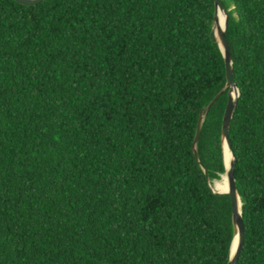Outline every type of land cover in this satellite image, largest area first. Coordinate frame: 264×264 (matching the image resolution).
Instances as JSON below:
<instances>
[{"label":"trees","instance_id":"16d2710c","mask_svg":"<svg viewBox=\"0 0 264 264\" xmlns=\"http://www.w3.org/2000/svg\"><path fill=\"white\" fill-rule=\"evenodd\" d=\"M221 1L236 264H264V0ZM214 14L213 0H0V264L228 263Z\"/></svg>","mask_w":264,"mask_h":264},{"label":"water","instance_id":"95a60500","mask_svg":"<svg viewBox=\"0 0 264 264\" xmlns=\"http://www.w3.org/2000/svg\"><path fill=\"white\" fill-rule=\"evenodd\" d=\"M18 3L25 4V5H35L41 2L42 0H15ZM215 5V14H214V30L216 26L215 36L218 40L219 47L223 53L224 62H225V72H226V80L229 85V94H228V100L226 104V108L224 111L223 119H222V128H221V134H222V141H223V155H224V144H226L227 148L230 151L231 159L228 163V165L225 164V174L227 175L228 179V190L225 192H219L214 190L217 193H227L230 196L231 199V205H232V222H233V237L231 241L230 246V258L227 264H236L239 254L241 252V249L244 244V238H245V226L242 218V212H241V200L238 193L236 180H235V172H234V161L235 157L233 154V150L230 144L229 139V125L230 121L236 106V102L239 96V88L237 84L235 83L233 79V66H232V57H231V51L229 47V43L226 39V30L228 27V21H229V13L225 9L224 4L221 0H213ZM220 12H223L225 14V20H224V27L217 26L216 22L218 20V14ZM222 93L220 91L210 102L209 104L202 109L197 125H196V131L195 136L193 139V149L196 157H198V153L196 151L195 145L198 140L202 122L204 120L205 113L209 110V108L214 104L216 99L219 97V95ZM205 174L207 175V170L204 169ZM240 203V207H239Z\"/></svg>","mask_w":264,"mask_h":264},{"label":"bare ground","instance_id":"6f19581e","mask_svg":"<svg viewBox=\"0 0 264 264\" xmlns=\"http://www.w3.org/2000/svg\"><path fill=\"white\" fill-rule=\"evenodd\" d=\"M224 20H225V14L223 12H220L218 14V20H217V26L219 27H224ZM216 28V27H215ZM229 149L227 148L226 144H224V161L225 164L228 165L230 159H231V154L229 157ZM229 157V158H228ZM214 186L216 191L219 192H225L228 190V179H227V175L226 174H222L221 178L219 180H214ZM239 207H240V203H239Z\"/></svg>","mask_w":264,"mask_h":264},{"label":"rangeland","instance_id":"374dc122","mask_svg":"<svg viewBox=\"0 0 264 264\" xmlns=\"http://www.w3.org/2000/svg\"><path fill=\"white\" fill-rule=\"evenodd\" d=\"M215 27H216V26H215ZM215 31H216V28H215ZM224 174H225V173H224ZM211 187H212V189L216 190V189H215V186H214V180L211 181Z\"/></svg>","mask_w":264,"mask_h":264}]
</instances>
